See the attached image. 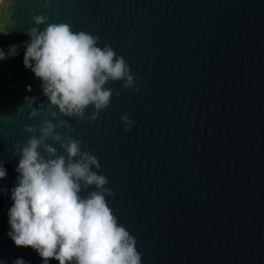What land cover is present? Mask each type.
Wrapping results in <instances>:
<instances>
[{
	"label": "water",
	"instance_id": "obj_1",
	"mask_svg": "<svg viewBox=\"0 0 264 264\" xmlns=\"http://www.w3.org/2000/svg\"><path fill=\"white\" fill-rule=\"evenodd\" d=\"M37 14L98 36L136 78L106 84L96 120L89 107L57 131L97 157L142 264H264V0H1L0 47L28 40ZM23 54L0 60V188L16 183L14 147L39 134L26 125L51 119L29 116L24 98H46ZM9 197L0 192V259L41 264L7 235Z\"/></svg>",
	"mask_w": 264,
	"mask_h": 264
},
{
	"label": "clouds",
	"instance_id": "obj_2",
	"mask_svg": "<svg viewBox=\"0 0 264 264\" xmlns=\"http://www.w3.org/2000/svg\"><path fill=\"white\" fill-rule=\"evenodd\" d=\"M33 22L28 40L0 47V60H5L17 56L23 45V65L39 79L46 98H24L29 116L36 118L47 111L51 117L38 128L26 125L27 132L39 134L14 147L13 156H19L16 183L11 189L0 188V192L10 191L12 201L7 235L15 246H30L41 264L52 260L58 264H142L136 238L109 206L107 197L114 193L106 187L107 176L99 174L97 157L82 148L80 139L57 131L71 130L69 121L61 117L85 118L89 107L88 118L96 120L113 96L106 84L122 81L123 88L132 89L136 78L125 58L109 44L100 46L98 36L75 31L68 23L49 22L44 14L35 15ZM26 90L31 92V85ZM120 119L125 130L134 123L127 113ZM55 144L66 155L58 154ZM7 175L0 163V181ZM91 186L94 190L82 195ZM0 264L8 262L0 259ZM11 264L31 262L16 257Z\"/></svg>",
	"mask_w": 264,
	"mask_h": 264
},
{
	"label": "built area",
	"instance_id": "obj_3",
	"mask_svg": "<svg viewBox=\"0 0 264 264\" xmlns=\"http://www.w3.org/2000/svg\"><path fill=\"white\" fill-rule=\"evenodd\" d=\"M0 3H1V0H0Z\"/></svg>",
	"mask_w": 264,
	"mask_h": 264
}]
</instances>
